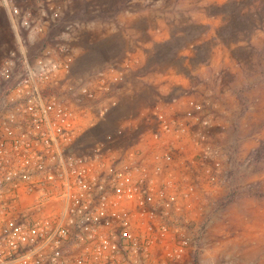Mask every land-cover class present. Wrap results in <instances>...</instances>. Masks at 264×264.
Instances as JSON below:
<instances>
[{"label": "built area", "instance_id": "2783aa9c", "mask_svg": "<svg viewBox=\"0 0 264 264\" xmlns=\"http://www.w3.org/2000/svg\"><path fill=\"white\" fill-rule=\"evenodd\" d=\"M31 5L0 0L15 38L0 64V264L196 262L213 223L201 205L221 184L220 165L207 169L203 149L197 169L177 145L188 123L157 108L154 129L131 146H79L117 103L104 74L97 90H59V38L28 51L57 28L59 0Z\"/></svg>", "mask_w": 264, "mask_h": 264}, {"label": "rangeland", "instance_id": "374dc122", "mask_svg": "<svg viewBox=\"0 0 264 264\" xmlns=\"http://www.w3.org/2000/svg\"><path fill=\"white\" fill-rule=\"evenodd\" d=\"M46 35L28 51L37 55L59 38V90H97L104 74L117 103L79 146H131L154 129L160 108L188 123L177 143L184 157L199 169L195 156L205 149L207 169L220 165L221 184L207 195L215 218L207 253L192 264H231L213 250L220 238L243 236L245 224L264 236V0H59L57 28ZM14 40L0 11V64ZM258 240L260 252L243 264L262 260Z\"/></svg>", "mask_w": 264, "mask_h": 264}, {"label": "crops", "instance_id": "0c3cea01", "mask_svg": "<svg viewBox=\"0 0 264 264\" xmlns=\"http://www.w3.org/2000/svg\"><path fill=\"white\" fill-rule=\"evenodd\" d=\"M161 111L160 108H157ZM164 112V111H163ZM165 113V112H164ZM152 115H153V111H152ZM148 134V132L146 133ZM205 205H201V210H200V213L204 214L205 213H208V211L210 210V208L208 207V203H207V206ZM215 218H213V221H214ZM237 226L240 225L239 221L236 223ZM223 231H221L222 233ZM231 234V233H230ZM234 234H232V238H220L219 240H221L220 243H217V247L216 249H214V255H217V256H231V264H243V263H246L248 261L251 262V260H249V257L250 256H255L256 254L258 255V253L260 252V247H256V243H259V238H263L264 239V236H259L257 235L256 233V229H254L253 226L251 225H248V224H245L243 225V236L241 237H237V236H234ZM255 243V245H254ZM244 245L245 247L247 246L248 248H243V246L241 245ZM244 249V250H243ZM240 250H243V255L242 257H239V253H240ZM207 253V251L205 252V254ZM245 258H248L246 260L248 261H244L243 259ZM249 262V263H250ZM183 263L185 264H190V260L189 259H185L183 261Z\"/></svg>", "mask_w": 264, "mask_h": 264}]
</instances>
